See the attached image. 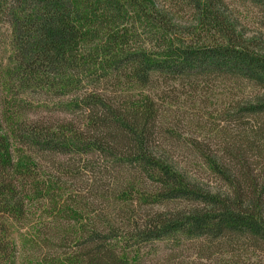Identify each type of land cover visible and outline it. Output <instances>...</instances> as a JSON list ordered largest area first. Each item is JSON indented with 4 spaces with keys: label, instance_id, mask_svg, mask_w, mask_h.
Segmentation results:
<instances>
[{
    "label": "trees",
    "instance_id": "obj_1",
    "mask_svg": "<svg viewBox=\"0 0 264 264\" xmlns=\"http://www.w3.org/2000/svg\"><path fill=\"white\" fill-rule=\"evenodd\" d=\"M236 1L264 29V0ZM178 2L0 0V264H140L147 245L183 241L264 253V171L236 137L183 141L159 105L217 79L248 89L229 122L263 116L264 43L223 0L180 1L220 38L205 42ZM167 144L227 189L180 170Z\"/></svg>",
    "mask_w": 264,
    "mask_h": 264
},
{
    "label": "rangeland",
    "instance_id": "obj_2",
    "mask_svg": "<svg viewBox=\"0 0 264 264\" xmlns=\"http://www.w3.org/2000/svg\"><path fill=\"white\" fill-rule=\"evenodd\" d=\"M165 3H176L182 0H161ZM178 7L174 13V19L181 25L192 28L201 40L212 42L218 38L214 32L207 33L200 31L195 25V18L186 8ZM225 14L229 15L235 22L237 30L245 39L256 38L264 43V29L260 24L258 10L247 3H239L236 0H223ZM184 4V2H183ZM193 32V33H194ZM3 39V38H1ZM220 39V38H218ZM3 42L0 43L2 46ZM220 80H213L203 91H188L187 88L180 92H171L172 102L159 104L162 106L161 113L170 117L176 124V132L180 139L196 138L197 141L206 139L214 147L216 143H226L230 138L236 137L239 145L244 147L245 153L252 162V170L259 173L260 167H264V115L255 118L243 119L240 122H229L230 112L229 103L239 95L245 94L248 89L232 88ZM205 93V94H204ZM203 95V98H202ZM160 102V101H159ZM161 108V107H160ZM39 113V111L37 112ZM171 142V140H168ZM165 144V143H164ZM164 148L172 156L180 170L186 172L191 178L196 179L207 189L212 191H225L227 184L223 180L216 179L210 171L202 164L200 158L191 155L182 157L175 153V149L170 145ZM149 208L148 205L144 206ZM156 209V206H153ZM172 244L160 242L156 246L147 245L146 257L140 264H230L233 261L237 264H264V253L247 249L244 251L236 250L233 253L226 250H212L202 252V249L193 242L183 241L174 250ZM157 247V248H156ZM153 248L156 251L153 252ZM152 251V252H149ZM169 255L168 262L163 259Z\"/></svg>",
    "mask_w": 264,
    "mask_h": 264
}]
</instances>
